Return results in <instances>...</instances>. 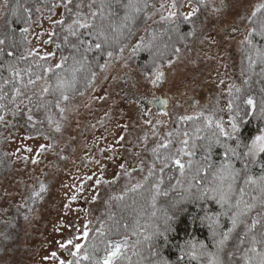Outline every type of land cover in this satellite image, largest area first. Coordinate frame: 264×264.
Listing matches in <instances>:
<instances>
[{"label": "snow or ice", "instance_id": "snow-or-ice-1", "mask_svg": "<svg viewBox=\"0 0 264 264\" xmlns=\"http://www.w3.org/2000/svg\"><path fill=\"white\" fill-rule=\"evenodd\" d=\"M209 3L210 0H25V3L0 0V124L9 126L8 116L23 118L31 128L46 123L51 135L44 134L43 138L55 141L56 134L63 133L76 98L83 97L88 89L94 88L98 73L93 67L99 69V73H106L118 61H123L124 67L128 66L131 57L124 56L129 48L124 41L136 35L141 23L145 32L152 24L160 22L177 25V32L178 22L190 23L192 30L187 37H196L203 34L204 25L199 22V14L208 8ZM228 6L229 0H219L218 5L212 4L210 14L219 17ZM240 20H247L249 24L240 42L247 61V68L242 69L241 74L248 73L242 86L229 85L224 105L216 100L195 115L173 117L168 111H161L159 114L169 117V120L153 122L147 118L150 113L143 111L148 131L136 137L138 145H143L134 153L138 163L131 172L125 164L119 165L124 170L121 174L129 178L133 172L146 173L142 182L132 185V190L150 184V206L153 209H156L158 197L176 193L163 213L162 224L157 225L152 233V236L162 238L165 244L181 217L189 212L188 206L198 208V213L191 215V222L208 229L214 251H209L202 241L188 239L179 246L181 255L178 261L188 256L197 264H264V87L257 97L250 84L253 75L264 80V44H257L254 40L259 37L264 41V2L256 4ZM21 21L26 26L20 28L21 40L16 41L11 35L12 24ZM45 22L48 28H44ZM238 30L233 28V31ZM148 34L150 39L140 36L131 45V55L141 51L151 53L156 48L151 70H146L147 65L141 69L144 80L156 86L166 78L165 64L171 67L174 63L169 55L179 59L182 49L170 48L164 43L161 50L156 43L157 33ZM30 35L35 38L36 46L29 39ZM184 40L181 35L180 43ZM20 44L26 46L17 55L16 49ZM49 45H54V50H50ZM21 64L26 66L21 67ZM85 72L87 75H82ZM81 81H84V90H81ZM147 103H156L162 108L168 106L167 99L155 96ZM175 106L180 107L178 103ZM37 114H43L44 118L39 119ZM249 118L258 123L254 133L245 136L243 130L250 123ZM189 122H192L191 127H183ZM124 140V136L119 137V141ZM55 148L56 143L50 142L39 144L36 149L27 147L25 151L39 156ZM214 155L219 159L214 160ZM65 158L60 156V159ZM22 159L31 160L33 165L39 163L34 156ZM87 179L92 180L93 177ZM96 184H100L99 179ZM45 191L46 186L41 183L39 192H33V198ZM76 198L73 195L70 200ZM92 199L95 201L97 197ZM109 199L122 200L123 196ZM208 201L218 205L219 211L206 207ZM152 215L155 216L156 212L153 211ZM111 216L109 212V218ZM24 219L29 217L25 215ZM223 220L227 221V226ZM103 227L102 223L96 230L101 235H104ZM139 228L137 220L136 229ZM84 229L81 235L58 242L59 248L69 251L73 259H61L56 251L44 259L58 261V264H82L84 261L89 264H119L121 259H129L124 251L129 247L128 236L120 241H103V254L100 255V246L93 243L89 250L80 242L89 236L87 224ZM131 234L137 236L140 233L133 230ZM0 236L4 234L0 233ZM152 236L144 239L151 240ZM150 256L155 259L149 260L148 264H169L159 248L150 246Z\"/></svg>", "mask_w": 264, "mask_h": 264}, {"label": "rangeland", "instance_id": "rangeland-1", "mask_svg": "<svg viewBox=\"0 0 264 264\" xmlns=\"http://www.w3.org/2000/svg\"><path fill=\"white\" fill-rule=\"evenodd\" d=\"M261 2L264 0H229L227 10L219 17L210 14L212 4L218 5L219 0H210L208 8L201 10L199 22L204 25L203 34L189 37L180 47V58L173 56L171 67L165 64L166 78L162 86L153 89L157 96L168 100L167 111L171 116L195 115L216 100L224 105L229 85L242 86L240 42L246 33L244 31L236 39L237 31L230 28H247L248 21L240 20V17L249 14ZM170 25L168 22L152 24L148 32L142 23L139 25L136 35L124 41L129 45L124 56L131 57L128 66L124 67L123 61H118L108 72L98 73L94 88L76 98L63 133L56 134L55 141L44 140V134L51 135L46 123L31 128L23 118L8 116L9 126L0 124V233L8 237L0 236V264H58V261L44 259L53 251L61 259H73L69 251L59 248L58 242L81 235L87 224L89 236L80 241L86 247L100 234L96 230L102 223L103 233L109 227L113 207L120 201L109 198L124 197L135 191L132 185L142 182L146 173L133 172L129 178L121 174L124 170L119 167L125 164L130 172L136 167L138 158L134 153L143 147L138 145L136 137L148 131L139 107L123 95L122 79L134 80L139 94L150 95L152 85L144 80L136 65L140 52L132 56L131 45L140 36L147 40L149 32L161 31ZM43 26L49 27L47 22ZM29 39L37 45L33 36ZM47 47L54 50V45ZM25 66L21 64V67ZM37 115L39 119L44 118L43 114ZM224 115L227 118L226 112ZM157 119L169 120V117H152L153 122ZM120 136L125 137L123 142L119 141ZM50 142L56 143L54 151H45L39 156L25 151L27 147L36 149L39 144ZM24 156H34L39 163L33 165L31 160H23ZM60 156L66 158L60 159ZM89 176L93 179L88 180ZM97 179L100 184H96ZM41 183L46 186V191L33 198V192H39ZM165 183L167 185V178ZM73 195L77 198L70 200ZM93 196L97 197L95 201ZM175 196L176 193H169L168 197H158L156 209L151 207V215L156 212L152 219L164 213ZM65 204L69 207L65 208ZM25 215L28 220L24 219ZM139 233L129 237V247L124 250L129 259H121L119 264H129L139 244L146 241V231L142 229Z\"/></svg>", "mask_w": 264, "mask_h": 264}, {"label": "trees", "instance_id": "trees-1", "mask_svg": "<svg viewBox=\"0 0 264 264\" xmlns=\"http://www.w3.org/2000/svg\"><path fill=\"white\" fill-rule=\"evenodd\" d=\"M21 3H25V0H21ZM25 26L26 25L22 21L20 23L12 24L11 35L16 41L21 40L20 28ZM176 27L177 25L172 24L163 28L161 31H154L158 35V40L156 43L161 48V50L163 49L164 43H167L170 48L181 47L189 39V37H187V33L191 31L190 23L178 22V32L176 31ZM181 35L185 37L184 43H180ZM169 37H171V39H169ZM254 40L257 44H264V41L260 40L259 37H255ZM23 50L24 45H18L16 54L20 55ZM153 54H156V48H153L151 53L149 51H142L139 53L138 57L136 58V65L140 72L141 69H144L145 65L148 66L146 70H151ZM168 58H173V56L170 54ZM240 59L241 69H246L247 61L245 59L244 48L241 50ZM93 70L99 73V69L93 67ZM256 71L258 72L259 68H257ZM4 74L7 75V73ZM82 75H87V72ZM246 75H248V73H245V75H242V77L245 79ZM83 83L84 81H81V90H84ZM250 84L253 94L259 97L261 95L260 89L264 87V80H261L258 76L253 75ZM249 119L250 123L247 124L243 130V135L245 136L254 133L258 123L254 118ZM191 126L192 122L184 125V127ZM197 159H199V155L197 156ZM213 159L218 160L219 156L214 155ZM254 171L258 172L256 169H254ZM149 188L150 184H146L144 188L128 192L122 200L116 203L113 207L114 212L112 218L110 219L109 227L104 235H97L88 243L85 248H89V246L94 243L101 247V252L99 254L102 255L103 241L115 242L122 240L124 236L133 237L131 234L133 230H137L139 232L142 229L146 231L148 236H152V233L155 231L157 225L162 224L163 213L158 214L156 219H152ZM177 191L179 192L180 189L178 188ZM206 207L212 211H219V206L213 201L206 202ZM188 208L189 212L181 217L180 221L176 224L175 231L169 234L170 239L168 243L165 244L162 238L152 236L151 240H146L139 244L137 251L129 264H148L149 260H154L155 258L150 256V246L159 248L164 258L169 261V264H197L196 261L191 260V258L188 256H185L182 261H178V257L181 255L179 246L183 245L188 239L202 241L208 246L209 251H214L212 239L210 238L208 229L206 227H200L198 224L194 225L191 222V215L193 213H198V208L193 205H189ZM137 220L140 224L139 229H136ZM222 222L227 226L226 220H223ZM82 264H89V262L84 261Z\"/></svg>", "mask_w": 264, "mask_h": 264}, {"label": "flooded vegetation", "instance_id": "flooded-vegetation-1", "mask_svg": "<svg viewBox=\"0 0 264 264\" xmlns=\"http://www.w3.org/2000/svg\"><path fill=\"white\" fill-rule=\"evenodd\" d=\"M233 28L239 29L236 32L237 36L235 37L236 39H239L241 33L244 32V28L239 27V26L238 27L237 26L236 27L231 26L230 29H233ZM234 36L235 35H233L232 38H234ZM122 81H123V85L125 87L124 88L125 90L124 89L122 90L123 95H127L129 101H131L134 105L139 107L140 112L143 113V111L147 110L150 113V115L147 117L149 119H152L153 116H160L159 115L160 105L156 104V103L148 104L147 100H150L153 96L158 97L160 99H165V98H161V97L157 96L156 91L153 90L155 87L158 88V87L162 86L163 81L156 86L152 85V90L150 91L149 96L141 95L137 92L136 83L134 80H129L128 78L125 77L122 79ZM141 117H144V116L141 114Z\"/></svg>", "mask_w": 264, "mask_h": 264}, {"label": "water", "instance_id": "water-1", "mask_svg": "<svg viewBox=\"0 0 264 264\" xmlns=\"http://www.w3.org/2000/svg\"><path fill=\"white\" fill-rule=\"evenodd\" d=\"M168 107V106H167ZM167 107L166 108H162L161 106H160V111H159V113L161 112V111H167ZM160 115V114H159Z\"/></svg>", "mask_w": 264, "mask_h": 264}]
</instances>
